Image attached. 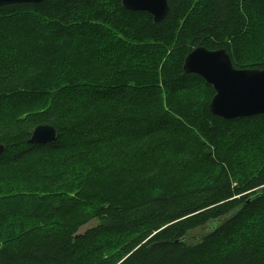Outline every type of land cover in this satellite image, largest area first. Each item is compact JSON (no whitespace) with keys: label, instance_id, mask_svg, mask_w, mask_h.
<instances>
[{"label":"trees","instance_id":"16d2710c","mask_svg":"<svg viewBox=\"0 0 264 264\" xmlns=\"http://www.w3.org/2000/svg\"><path fill=\"white\" fill-rule=\"evenodd\" d=\"M167 2L158 23L123 9L121 0L0 7V181L34 194L0 206V264H264V116L224 120L210 113L211 96L181 101L194 83L214 93L182 70L197 47L225 50L235 69H264V45L252 54L245 44L256 39L260 21L246 23L240 0ZM10 99L25 108L47 105L15 115L6 112ZM163 102L165 114L139 121L141 135L164 151L180 132L202 139L197 152L213 181L177 188L172 175L158 179L155 166L131 188L115 181L121 189L83 184L62 193L72 171L108 143L107 130L123 134L131 106L144 112ZM174 115L194 130L182 129ZM40 125L52 126L57 139L29 143ZM191 152L180 160L190 162ZM5 166L14 172L4 174ZM231 175L239 179L235 190ZM145 184L160 191L152 195ZM234 191L251 193L235 200Z\"/></svg>","mask_w":264,"mask_h":264},{"label":"rangeland","instance_id":"374dc122","mask_svg":"<svg viewBox=\"0 0 264 264\" xmlns=\"http://www.w3.org/2000/svg\"><path fill=\"white\" fill-rule=\"evenodd\" d=\"M240 5H243L244 14L248 17V22H253L254 20H259V30L256 31L257 37L255 40L246 42V50L252 54H257L262 45H264V2L263 6L260 5V1L255 0H240ZM64 42H60L59 47H63ZM116 51V49H115ZM116 53H118L116 51ZM37 60V58H35ZM59 65H66L67 61L64 58H56V61ZM51 65V63H50ZM50 69V66H48ZM84 67V66H83ZM53 71V70H52ZM202 79V78H201ZM203 80V79H202ZM204 81V80H203ZM205 82V81H204ZM212 87V86H211ZM213 89V88H212ZM214 91V90H213ZM215 92L212 94L210 89H206L199 84H191L189 89L185 91V97L181 101H186L189 98H205L209 96L213 98ZM211 98V99H212ZM10 108L6 110L8 113L18 115L28 110L43 111L44 107L47 105V102L43 101H32L30 108H25L20 102L16 100H9ZM196 104V103H195ZM89 106H92L91 103H86L84 108L90 110ZM167 104L162 103V106L153 107L152 109L143 110L144 112L139 111L138 106H131V112L129 115L130 122L127 126L121 125L125 131L120 135V131H117V128L114 130H107L106 140L108 143L100 146L101 148L94 154L90 161L86 164L79 165L77 169L72 171V181L70 186L62 191L63 194L70 196L78 191V188L83 184H94L95 186H105L107 189H110L112 185L117 186V182H123L129 188L137 185V180L141 179V174L148 167L157 166L158 169V179H163L169 175L176 178L177 188L181 187H192L193 185L198 184H207L214 180L215 175L213 170H206L201 167L200 154L197 152V149H200V142L202 139L195 138L191 135H188L190 138H185L183 132L180 134H175L171 138L170 144L167 146L166 151L161 149L158 146L156 139L153 140L152 136L145 140V136L141 135L139 128V121L143 118H149L152 116L165 114ZM174 113L179 114L176 106L174 107ZM33 112V111H32ZM175 119L178 121V124L183 127L184 130H194L193 124L182 121L181 118L174 115ZM119 128V129H120ZM118 129V130H119ZM255 133V132H254ZM138 137L143 138L139 140ZM143 141V142H142ZM157 144V147L152 145ZM150 150L146 149L147 147ZM250 147V146H249ZM192 149L191 155L192 160L190 162H182L180 156L183 155L187 150ZM164 151V152H163ZM199 151V150H198ZM9 166V165H8ZM254 165L249 168L248 173H251V169L257 167ZM28 170V169H27ZM13 168L4 167V174L13 173ZM200 173L201 178L195 181H191L189 177L195 173ZM255 176L258 174V171L253 173ZM13 179H18V175H14ZM239 179L234 178L231 175L230 188L235 190L238 185ZM14 182H2L0 181V206L13 204L14 202L28 197H33L34 194L27 195V190L25 188H20L19 185H13ZM120 185V184H118ZM181 186V187H180ZM123 187V186H122ZM145 189L152 195H157L160 191V186L157 184L153 185V188H150L148 184H145ZM29 191L36 192V187L30 186ZM250 191H243L237 194L234 191V195L231 199L239 200L244 196L249 195ZM40 194L41 193H37ZM38 197V196H37ZM95 222H91L87 227L81 229H87L89 227L95 226ZM246 226V224H245ZM205 230H199L196 233H204ZM195 233V234H196ZM194 234V235H195Z\"/></svg>","mask_w":264,"mask_h":264},{"label":"water","instance_id":"95a60500","mask_svg":"<svg viewBox=\"0 0 264 264\" xmlns=\"http://www.w3.org/2000/svg\"><path fill=\"white\" fill-rule=\"evenodd\" d=\"M44 0H0V7L12 4H39ZM123 9L145 12L158 23L169 13L167 0H121ZM182 70L197 75L215 94L209 103L213 116L233 120L264 116V69H235L225 50L209 51L203 47L192 50L184 59ZM29 143L45 145L57 139L56 130L50 125H40L29 132ZM5 147L0 144V156ZM255 195L247 200L254 199ZM204 233L203 235H205Z\"/></svg>","mask_w":264,"mask_h":264}]
</instances>
